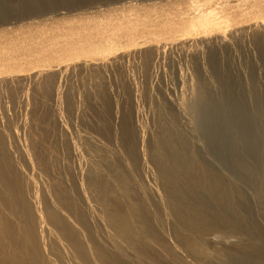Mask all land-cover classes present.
I'll return each instance as SVG.
<instances>
[{"label":"bare ground","instance_id":"bare-ground-1","mask_svg":"<svg viewBox=\"0 0 264 264\" xmlns=\"http://www.w3.org/2000/svg\"><path fill=\"white\" fill-rule=\"evenodd\" d=\"M56 1L67 0H34L51 10ZM175 1L185 6L87 4L70 27L48 26L65 14L49 10L21 23L38 26L23 31L30 41L2 35L0 92L8 88L22 121L0 120V264H264V91L255 70L247 86L242 71L235 80L221 68L237 43L264 58V0ZM15 5L0 0V12ZM164 57L179 90L159 91L152 130L135 84L128 102L96 86L76 106L60 91L69 72L127 63L151 82ZM90 109L97 120L84 116Z\"/></svg>","mask_w":264,"mask_h":264},{"label":"rangeland","instance_id":"rangeland-1","mask_svg":"<svg viewBox=\"0 0 264 264\" xmlns=\"http://www.w3.org/2000/svg\"><path fill=\"white\" fill-rule=\"evenodd\" d=\"M72 0H67V1H64V3L62 2H57L56 1V3H53L54 5H52L51 6V4L49 5V4H47V5H49V7H51L53 10H51V9H49V8H47L46 6L44 7V6H41L40 4H38V3H35L34 2V0H20V1H18V0H7V2H9L10 4H12V5H15L16 4V2H18V4L17 5H15V7L12 9V11L11 12H9L8 13V15L7 16H5L4 17V15L2 14L3 12H0V28H3V27H5V24L3 23L4 21H6L8 24H11V27H10V29H8V30H4V31H0V40H1V37H2V35H5L6 37H9V36H15V35H17V34H20L21 35V37H23V36H25V38H26V41H30L33 37H31V36H29V35H32V34H25V33H23V31L24 30H26L27 32H29L28 30H33V31H35V30H37L38 29V26L37 25H34V26H26V25H21V23L22 22H24L26 19H28V18H40L42 15H45L46 13H48L49 12V10L50 11H55V12H61L62 14H64L63 16H55V19L53 20V22H56V23H52V22H50V24L48 25V26H63V27H70L71 26V24L73 23V18L74 17H76L77 18V16H78V13L79 12H81V10L82 9H84V8H87V6L89 7V6H94L95 4H96V6H100V4H102V6L101 7H103L104 6V4H106V2L107 3H111L112 1H114V0H80L81 2H78V3H76L77 1H79V0H75V1H72ZM138 2L140 1V3L142 4V5H146V7H147V5L149 6V5H151L152 3H155L156 1H157V3H155V4H165V5H167L168 3H170V5H172L173 4V6H171L170 7V10H171V8H175L176 7V9L177 8H179L180 6H182V3H181V5H179V4H177V5H179L178 7H177V5H175L176 3H179L178 1H175L176 3L174 4L173 2H171V0H169V1H165V0H154V1H150V0H145V1H143V0H137ZM142 1L144 2V3H142ZM164 1L167 3H164ZM173 1V0H172ZM74 2V3H73ZM145 2H147V3H145ZM151 3V4H148V3ZM161 2V3H160ZM163 2V3H162ZM35 4V6L36 5H38L37 7H35V6H33L34 4ZM58 3H60V4H58ZM76 3V4H75ZM113 3V2H112ZM111 3V4H112ZM172 3V4H171ZM88 4V5H87ZM158 4V5H159ZM87 5V6H86ZM174 5H175V7H174ZM169 6V5H168ZM185 6V3H183V6L182 7H184ZM81 9H79V8ZM46 8H47V10H46ZM75 8V9H74ZM174 10V9H173ZM77 15V16H76ZM66 16V17H65ZM80 16V15H79ZM54 18V17H53ZM56 18H58V19H56ZM60 18H62V19H60ZM75 18V19H76ZM20 20V21H19ZM42 21V20H41ZM75 21V20H74ZM52 23V24H51ZM4 32H11L10 34H8V35H6ZM26 32V33H27ZM23 34H25V35H23ZM246 42V41H245ZM237 44H239L238 46L236 45V44H234V52L236 53H234L233 55H231L230 56V54H228L227 53V51L226 50H224L223 52L225 53H223V52H221V56H222V59H221V68L223 69V68H226L225 70H224V72L226 73V75H228L230 78L232 77L233 79H235L236 80V78H235V76H234V74L235 75H237V73L239 72V71H242V74H241V76H242V79H243V81L244 82H246V84H247V86L248 85H250V81H251V76H250V74L252 73V69L253 70H255V77H256V79H255V82H257V85H259V83H260V85H259V88L260 89H263V91H264V86H263V84H264V70H262V69H264V58L262 59L261 57V55L260 54H256V52L258 53V51H256L255 50V47H253L252 45H248V43L246 42V44L243 42V43H237ZM240 44H243V45H240ZM248 45V46H247ZM252 46V47H251ZM240 49H239V48ZM249 47V48H248ZM254 50H253V49ZM235 50H237V52L235 51ZM245 50V51H244ZM251 51V52H250ZM243 52V53H242ZM250 52V53H249ZM255 52V53H254ZM252 53V54H251ZM173 55H171V61L174 63V64H177V62H181L182 61V59H181V55H180V53L177 51V50H175V51H173V53H172ZM255 54H256V56H255ZM228 55V56H227ZM249 55V56H248ZM226 56V57H225ZM242 56V57H241ZM259 56H260V58H259ZM18 57L19 58H23V59H25L24 57H25V54H18ZM175 57H176V59H175ZM235 57V58H234ZM170 58H168V57H164L163 58V62H162V66H161V68H160V73L158 74V75H154L152 78H150V80H151V82H149V79H146L145 78V76L143 75V73H142V71L141 70H139V68H137V67H135V65H133V64H129V63H127L128 65H127V67H126V65L124 64L122 67H120L119 69H118V67H117V70H116V68H115V70H114V68H112V69H109V70H106V72H95V71H86L85 73L84 72H78V71H76V72H74V73H72L71 74V72H69V73H67V75L65 74V76H68V77H65L64 76V78H63V86L61 87V89H60V91L61 92H68V94H69V96L70 97H72L73 95H74V104L77 106H79V104H80V106H81V103H79V101L80 102H82V100H84V99H82L83 98V96H84V94H90V93H92V91L96 88V86H97V88H100V87H102L101 89H103V87L105 88V91H104V89H103V91H104V93H105V97L107 98V99H109L110 101H113V100H118V99H121V98H123V100L124 101H126V102H128L127 100H128V98L127 97H129V94H127L128 92H129V90H130V88H133L135 85V88H139V89H137L138 90V92H137V95H136V97H135V101H136V104H138L137 105V107H138V109H139V112H138V117H139V120L142 122V124H144L145 123V128L147 127V128H149V129H154V127H155V125H156V118L157 117H155L156 116V114H155V112L157 111V110H155L154 111V109H157V108H159V105H157L156 103L158 102V104H161L162 103V100H160V99H162V97H161V95L159 94V91L161 90V91H163V90H165V89H167V90H170L171 88L170 87H173L170 91H171V93L174 95L175 93H177V90H179L178 89V87L176 86V82H175V80H174V75L171 73V71H170V69H171V64H172V62L169 60ZM262 59V61L260 62L259 61V59ZM240 59V60H239ZM253 59V60H252ZM258 59V60H257ZM223 61V62H222ZM225 61V62H224ZM234 61V62H233ZM238 61V62H237ZM259 61V62H258ZM222 63H223V65H227L226 67L225 66H222ZM225 63V64H224ZM236 63V64H235ZM260 63H261V65H260ZM39 64V63H38ZM229 64H230V66H229ZM245 65H246V67H245ZM248 65V66H247ZM253 65H255L254 67H253ZM260 65V66H259ZM229 66V67H228ZM237 66V67H236ZM250 66H252L251 68H250ZM26 67L27 68H34V67H37V65H34V66H31V65H26ZM123 67H125V68H123ZM131 67H132V70L130 71V69H131ZM164 67V68H163ZM123 68V69H122ZM228 68H230L229 70H228ZM248 68V69H247ZM255 68V69H254ZM137 69V70H136ZM249 69H251V71L249 70ZM130 72V74H132L133 75V78H134V82H133V85L131 84V83H129V82H127L126 81V79L125 78H123V73H125V72ZM226 71H228V72H226ZM251 73H250V72ZM261 71V73H259ZM119 72V73H118ZM128 72V73H129ZM140 72V73H139ZM233 72V73H232ZM162 73V74H161ZM169 73V74H168ZM232 73V74H231ZM243 73H245V76H246V78H245V76H244V74ZM250 73V74H249ZM78 74H79V76H78ZM230 74V75H229ZM259 74V75H258ZM261 74V75H260ZM71 75V76H70ZM166 75H168V76H166ZM120 76V77H119ZM121 76H122V78H121ZM212 76V75H211ZM244 76V77H243ZM250 76V77H249ZM260 76H261V78H260ZM156 77V78H155ZM66 78H67V80H66ZM70 78V79H69ZM211 78H215V80H217L218 82H219V80H218V78H216V77H214V76H212ZM231 78V79H232ZM246 79V81H245V79ZM250 78V79H249ZM73 79V80H72ZM69 80V82H67ZM118 80V81H117ZM148 80V81H147ZM213 80V84H214V90H212V92H213V94H215L217 97H222L223 95H224V89L223 88H221L220 87V83H217V81H215L214 79H212ZM248 80H250V81H248ZM259 80V81H258ZM136 81H137V83H136ZM153 81V82H152ZM263 81V82H262ZM109 82V83H108ZM121 82V83H120ZM236 82V81H235ZM259 82V83H258ZM71 83V84H70ZM72 83H74V84H72ZM112 83V84H111ZM115 83V84H114ZM119 84V86L117 85V84ZM149 83V84H148ZM164 83V84H163ZM172 83H173V85H172ZM67 84V85H66ZM110 84V85H109ZM135 84V85H134ZM162 84V85H161ZM167 84V85H166ZM217 84V85H216ZM238 84V86H239V82L237 83ZM71 85V86H70ZM103 85V86H102ZM138 85V86H137ZM140 85V86H139ZM218 85H219V87L221 88V89H219L218 90ZM75 86V87H74ZM99 86V87H98ZM117 86V87H116ZM160 86V87H159ZM6 86H3V90L1 91L3 94H1V92H0V112L2 113L1 114V118H0V120H1V122H3V123H5V121H10V122H12V124L14 123V124H17L18 125V123H20L22 120H21V118L22 117H20V116H22V113H21V111H20V109L18 108V106H16V104L14 103V104H12V102L11 101H13V99L15 100V98H13L12 97V95H9L10 93L9 92H7V93H9L8 95L9 96H7V98H6V92L5 91H7L8 90V88H5ZM69 87V88H68ZM116 87V88H115ZM155 87V88H154ZM216 87V88H215ZM107 88V89H106ZM119 88V89H118ZM158 88V89H157ZM2 88H0V90H1ZM7 89V90H6ZM75 89V90H74ZM151 89V90H150ZM223 89V92L221 91ZM69 90H71V91H69ZM73 90V91H72ZM112 90V91H111ZM119 94V95H117V93L115 92V91ZM141 90V91H140ZM217 90V91H216ZM4 91V92H3ZM102 91V92H103ZM148 91H150V93L148 92ZM151 91H152V93L153 94H151ZM153 91H155V92H153ZM158 91V92H157ZM160 91V92H161ZM125 92V93H124ZM141 92V93H140ZM179 92V91H178ZM5 93V94H4ZM75 93V94H74ZM116 93V94H115ZM123 93V94H122ZM148 93V94H147ZM158 93V94H157ZM220 93H223V94H221L220 95ZM71 94H73V95H71ZM108 94V95H107ZM116 96H115V95ZM145 95V97L143 96L142 97V95ZM151 96H150V95ZM155 94V96H157V97H155V98H153V100H150V98L152 99V95H154ZM219 96H218V95ZM141 95V96H140ZM150 97H149V96ZM160 95V96H159ZM176 95H178V93L176 94ZM4 96V97H3ZM139 96H140V98H139ZM159 96V97H158ZM16 97V96H15ZM148 97V98H147ZM10 98V99H9ZM8 99V100H7ZM113 99V100H112ZM141 99V100H140ZM143 99V100H142ZM146 99V100H145ZM77 100H79L78 101V103H77ZM122 100V99H121ZM145 100V101H144ZM142 101V102H141ZM147 101V102H146ZM159 101L161 102V103H159ZM146 104V106H145V104ZM155 103V104H154ZM166 103L167 104H169L170 105V103H169V99H168V102L166 101ZM88 104H90V105H92V106H96V107H99L100 106V102H97V101H94V100H92V99H90V100H88ZM142 104H143V106H142ZM153 104V105H152ZM15 105V106H14ZM82 105H83V103H82ZM128 105V104H127ZM156 105V106H155ZM140 106V107H139ZM142 106V107H141ZM150 106H151V108H150ZM13 107H14V109H13ZM142 108H145V109H142ZM11 109V110H10ZM17 110V111H16ZM46 110H48L47 111V113L50 111L49 110V108L47 107V109ZM143 110H145V111H143ZM149 111V112H148ZM152 111V112H151ZM154 111V112H153ZM93 110H87L86 111V113H84V116L85 117H89L88 119H92L91 121H94V120H97L96 118V116L94 115L95 114V112H94V114H93ZM144 112V113H143ZM13 113V114H12ZM90 115H89V114ZM149 113V114H148ZM153 113V114H152ZM12 114V115H11ZM15 114H16V116H15ZM49 114H50V112H49ZM63 114H64V112H63ZM66 114V115H65ZM63 116L64 117H62L63 119L64 118H66L65 119V122H67L66 124H68V125H71L72 127H68L69 129L70 128H73V127H75V128H79V129H82L81 128V124H80V121H79V119H75V114L73 115V113H71V114H69V113H65ZM152 114V115H151ZM10 115V116H9ZM18 115V116H17ZM69 116V117H66V116ZM71 115V116H70ZM140 115V116H139ZM144 115V116H143ZM148 116V117H147ZM150 116V117H149ZM13 117V118H12ZM20 117V118H19ZM74 117V118H73ZM137 117V118H138ZM142 117V118H141ZM155 117V118H154ZM8 118V119H7ZM71 118H72V120H74V121H72L71 120ZM141 118V119H140ZM7 119V120H6ZM18 119V120H17ZM148 119V120H147ZM68 120V121H67ZM20 121V122H19ZM10 122H8V124L10 123ZM17 122V123H16ZM70 122V123H69ZM72 122V123H71ZM74 122V123H73ZM154 122V123H153ZM11 124V123H10ZM11 125V127H14V126H16V125ZM75 124V125H74ZM147 124V125H146ZM151 124H152V126H151ZM155 124V125H154ZM67 125V126H68ZM74 125V126H73ZM81 125V126H80ZM149 125V126H148ZM79 126V127H78ZM83 127V126H82ZM148 130V129H147Z\"/></svg>","mask_w":264,"mask_h":264}]
</instances>
